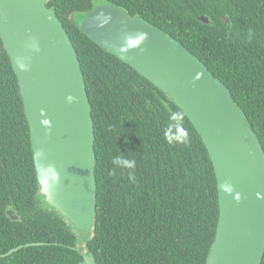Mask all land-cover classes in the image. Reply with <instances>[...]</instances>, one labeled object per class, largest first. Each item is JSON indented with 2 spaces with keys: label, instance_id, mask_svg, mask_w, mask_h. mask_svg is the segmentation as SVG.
I'll use <instances>...</instances> for the list:
<instances>
[{
  "label": "trees",
  "instance_id": "obj_1",
  "mask_svg": "<svg viewBox=\"0 0 264 264\" xmlns=\"http://www.w3.org/2000/svg\"><path fill=\"white\" fill-rule=\"evenodd\" d=\"M95 2L48 1L79 55L93 107L98 194L92 233L76 230L39 199L18 77L0 37V254L43 243L0 264H85L84 249L97 264H206L220 218L211 156L167 94L81 31L77 16L83 20ZM103 4L144 18L192 51L229 88L264 149V0ZM131 161L132 168L125 163Z\"/></svg>",
  "mask_w": 264,
  "mask_h": 264
},
{
  "label": "water",
  "instance_id": "obj_2",
  "mask_svg": "<svg viewBox=\"0 0 264 264\" xmlns=\"http://www.w3.org/2000/svg\"><path fill=\"white\" fill-rule=\"evenodd\" d=\"M48 1L0 0V37L18 77L39 199L76 230L92 233L98 194L93 107L79 55ZM200 20L210 23L206 16ZM81 31L167 94L201 136L220 206L206 264H262L264 149L229 88L182 42L114 4L87 12ZM36 245L43 243L0 258ZM82 255L85 264H97Z\"/></svg>",
  "mask_w": 264,
  "mask_h": 264
},
{
  "label": "clouds",
  "instance_id": "obj_3",
  "mask_svg": "<svg viewBox=\"0 0 264 264\" xmlns=\"http://www.w3.org/2000/svg\"><path fill=\"white\" fill-rule=\"evenodd\" d=\"M251 36H252V33H251V30L249 31V39H251ZM70 101L73 99L72 97H69L68 98ZM122 160V157H115L114 158V163H116V162H119V161H121ZM125 163H127V165H128V167H130V168H132V167H134L135 166V161H131V162H125ZM129 178L130 179H132V180H134L135 179V177H134V175L132 174V173H129Z\"/></svg>",
  "mask_w": 264,
  "mask_h": 264
},
{
  "label": "rangeland",
  "instance_id": "obj_4",
  "mask_svg": "<svg viewBox=\"0 0 264 264\" xmlns=\"http://www.w3.org/2000/svg\"><path fill=\"white\" fill-rule=\"evenodd\" d=\"M95 4H96V5H101V4H103V0H96ZM77 17H78V20H79L80 23H81L83 20H81L80 16H77ZM79 236H80L81 238H83L82 235H78V237H79Z\"/></svg>",
  "mask_w": 264,
  "mask_h": 264
},
{
  "label": "flooded vegetation",
  "instance_id": "obj_5",
  "mask_svg": "<svg viewBox=\"0 0 264 264\" xmlns=\"http://www.w3.org/2000/svg\"><path fill=\"white\" fill-rule=\"evenodd\" d=\"M80 235H82V234L80 233ZM82 236H83V235H82ZM84 248H85V244H84V243H83V244H79V247H77V250H78V251H81V249H84ZM84 250H85V249H84ZM84 250H83V251H84ZM83 251H81L82 254L86 252V251H85V252H83Z\"/></svg>",
  "mask_w": 264,
  "mask_h": 264
}]
</instances>
